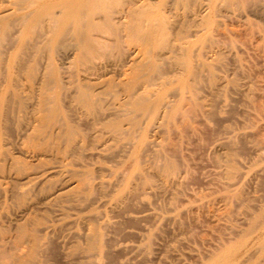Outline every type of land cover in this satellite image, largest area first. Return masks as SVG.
Instances as JSON below:
<instances>
[{"label":"rangeland","instance_id":"rangeland-1","mask_svg":"<svg viewBox=\"0 0 264 264\" xmlns=\"http://www.w3.org/2000/svg\"><path fill=\"white\" fill-rule=\"evenodd\" d=\"M143 1L125 27L130 0L103 7L115 26L99 9L90 52L62 31L45 51L32 46L36 22L1 47L0 264H215L229 253L225 264H264V0ZM167 38L191 43L194 66L207 62L189 88L192 75L160 45ZM146 42L166 69L151 99L167 93L185 114L132 107L146 89ZM81 90L93 108L79 104Z\"/></svg>","mask_w":264,"mask_h":264},{"label":"bare ground","instance_id":"bare-ground-1","mask_svg":"<svg viewBox=\"0 0 264 264\" xmlns=\"http://www.w3.org/2000/svg\"><path fill=\"white\" fill-rule=\"evenodd\" d=\"M138 1V0H137ZM137 1H134V2H132L131 0H130V2H129V4H130V6L125 10H123V11H121V14H120V18H119V21H118V23H119V27H120V25L121 24H124L123 26L125 27V26H128V24L126 23V19H128L129 18V16L131 15V13L133 12L132 10L134 9V6L136 5L137 6ZM143 1V0H142ZM145 1H147V0H145ZM148 1H150V0H148ZM184 2V1H187V0H178V2ZM189 1V0H188ZM187 1V2H188ZM225 2H228L227 0H224ZM223 1V2H224ZM232 1V0H231ZM230 0H229V3H227V4H230L231 5V2ZM10 3L11 4V6H12V8H13V10H11L10 12H6V10L4 9V7H5V5H6V3ZM144 2V1H143ZM180 2V3H181ZM241 2V1H240ZM114 3H117V2H114ZM140 3V2H139ZM142 3V2H141ZM140 3V4H141ZM146 3V2H145ZM9 4V5H10ZM108 4H111L110 3V0H0V40H3L2 41V43L0 44V55L2 56V53H3V51H6L7 50V48H8V46H11L12 44L14 45V43H16L15 41H16V38H19V36H20V33H22L21 35H23V32L22 31H24V29H27L28 28V26L33 22V23H35L36 25L37 24H39V26H40V30H38L39 31V38H38V40H37V42L35 43V44H31L32 46H38V47H42L43 49H44V51H45V49L48 47V41L50 40L49 39V35L50 34H52V33H56L57 34V32H60V31H62V33H64V34H61V33H59V35L61 34L62 36L63 35H65V36H67L68 38H70V40L72 41H75V45H76V48H78L79 50H81L83 47H85L86 48V50H87V52H90V50L89 49H91V48H93L94 49V47H95V45H96V42H97V40L95 39L96 37H95V34H96V31H98L99 30V25H98V22L99 21H97V19H96V14L98 15V13H100L99 12V9H101L102 8V10H103V7L105 6V7H107L106 9L107 10H109L108 9ZM127 4H128V2H127ZM149 4V3H148ZM208 4V3H207ZM243 4V3H242ZM254 4V3H253ZM154 5V4H153ZM164 5V4H163ZM187 5V4H186ZM215 5V4H214ZM143 6V5H142ZM141 6V7H142ZM147 6V5H146ZM150 6V5H149ZM174 6H176V5H174ZM210 6V5H209ZM226 6V5H225ZM239 6V5H238ZM8 7V6H7ZM7 7H6V9H7ZM10 7V6H9ZM138 7V6H137ZM106 9H104L103 11H104V16L105 17H102V18H105V20L107 19L108 21L107 22H110V23H112L113 21H115L114 20V17H113V13H111V12H106L107 10ZM121 9V8H120ZM8 10V9H7ZM10 10V9H9ZM122 10V9H121ZM113 11V10H112ZM137 11V10H136ZM235 11V10H234ZM114 12V11H113ZM101 14V13H100ZM99 14V15H100ZM98 15V16H99ZM102 15V14H101ZM133 15V14H132ZM153 15H155V14H153ZM166 15V14H165ZM151 16V15H150ZM131 17H133V16H131ZM148 17V16H147ZM116 19V18H115ZM130 20V19H129ZM140 20V19H139ZM147 20V19H146ZM101 21V20H100ZM103 21V20H102ZM159 21V20H158ZM146 22V21H145ZM151 22V21H150ZM32 23V24H33ZM100 23V22H99ZM64 24V25H63ZM167 24V23H166ZM34 25V24H33ZM112 25H113V23H112ZM129 25H130V23H129ZM61 26H63V28L61 29ZM113 26H115V25H113ZM112 26V27H113ZM132 26V25H131ZM142 26V25H141ZM153 26V25H152ZM169 26V25H168ZM118 27V28H119ZM122 27V26H121ZM36 28V27H35ZM129 28V27H128ZM132 28H135V27H132ZM131 28V29H132ZM137 28V27H136ZM136 28H135V31H136ZM120 29V28H119ZM138 29V28H137ZM161 29H163V28H161ZM179 29V28H178ZM36 30H37V28H36ZM123 30H125V29H123ZM139 30H140V28H139ZM155 30V29H154ZM153 30V31H154ZM204 30V29H203ZM118 31V30H117ZM134 31V30H133ZM151 31H152V29H151ZM26 32V31H25ZM108 33V32H107ZM152 33V32H151ZM154 34H155V32H153ZM204 33V32H203ZM36 34H37V32H36ZM148 34H150V32L148 33ZM164 34V33H163ZM166 34V33H165ZM165 34H164V36H165ZM180 34V33H179ZM184 34V33H183ZM114 35V34H113ZM137 35V34H136ZM178 35V34H177ZM176 35V36H177ZM58 36V35H57ZM141 36V35H140ZM144 36V38L145 39H149L150 37H149V35H143ZM143 36H142V38H143ZM151 36V35H150ZM176 36H175V38H176ZM180 36H182L183 37V35H179V36H177V38L179 37V39L177 40V41H179L180 40ZM55 37H56V35H55ZM152 38L154 37V36H151ZM161 37H163V35H161ZM167 37V36H166ZM181 37V38H182ZM20 38H21V36H20ZM54 38V37H53ZM117 38V37H116ZM151 38V39H152ZM163 38H165V37H163ZM176 38V39H177ZM201 38V37H200ZM160 39H162V38H160ZM174 39V38H173ZM183 39H185V37H183ZM4 40H7L6 42H4ZM23 40V39H22ZM21 40V41H22ZM26 40V39H25ZM54 40H55V38H54ZM150 40V39H149ZM182 40V39H181ZM202 40V39H201ZM18 41H20V40H18ZM17 41V42H18ZM20 41V42H21ZM30 41V40H29ZM28 41V42H29ZM141 41V40H140ZM176 41V40H175ZM185 41V40H184ZM4 42V43H3ZM27 42V43H28ZM51 42H52V40H51ZM152 42V41H151ZM153 44H154V42H152ZM210 43V42H209ZM22 45L24 44L25 45V43H21ZM190 44L191 43H189V42H174V41H172V40H170V39H164L163 41H162V43L160 44L162 47H164V48H167L168 49V51H169V53L171 54V57L175 54V56H173V58L175 57V63L177 64V65H179V66H183V68L187 71V74L190 76V75H192V77H193V80H192V82H190V80H188L189 78H182L183 80H182V84H183V86L186 88V87H188L189 88V86H191V84H193V81H195L196 82V80L197 79H199L201 76H200V72L198 71V69H201L202 70V68H207L208 69V66H207V62L205 61V60H203V61H201V63L199 62V67H196V66H194L193 65V62H192V57H190V54H189V56H188V54L186 53V52H189V47H190ZM23 45V46H24ZM26 45H28V44H26ZM41 45V46H40ZM99 45V44H98ZM151 45V43L150 42H146L145 44H144V46L147 48L148 46H150ZM73 46V45H72ZM152 46V45H151ZM155 46V45H154ZM153 46V47H154ZM211 46V45H210ZM1 47L3 48V49H5L6 48V50H2L1 49ZM21 47V46H20ZM26 47V46H25ZM99 47V46H98ZM160 47V46H159ZM42 48H40V52H42L41 50H42ZM145 48V50H143L144 52H145V54L146 55H148L149 56V60L146 62V63H142V65L141 66H139V67H141L140 69H144L145 70V73L144 72H142V74L144 73V81H145V83H146V85H145V83H144V85L143 86H146L145 88V90H144V88H142L143 90H144V92L142 91H140V94H138V95H136L135 93H132L131 94V99H132V101H130V102H132L131 104L133 105L132 107H136V108H139L140 110H143V111H148V110H150V111H152L151 109H153L154 107H156V105H158V104H160L159 105V107H157L156 109H158L159 108V110H160V106H162V107H164V108H168V109H174V113H178V112H182V114L184 113L185 114V112L183 111L184 109H183V106L181 107L180 106V103L179 102H177L179 105H175L174 103H175V101H174V103H172L171 101H170V98H169V100H168V98H165V95L167 94H165V95H163V93L161 94V95H163V96H161L160 98H159V95H157L156 94V96H158L157 97V99L159 98V101H157V99H156V101H154V100H152L151 99V96H152V94H154V93H151L150 91H148L147 90V88H149L150 86H152V85H154V84H156V82L158 81H164L166 78H165V72H166V69L164 70V65L163 64H161V63H159L157 60H156V56L154 55V53H152L151 51H149V47L146 49ZM161 48V47H160ZM11 50H12V48H11ZM89 50V51H88ZM178 50H182L181 52H179ZM49 51V50H48ZM167 51V50H166ZM184 51H185V53H186V55H185V59H182L181 58V56L179 57V55H177V54H180V53H183V55H184ZM13 52V51H12ZM11 52V53H12ZM50 52V51H49ZM76 52V51H75ZM82 51H79V53H81ZM86 52V51H85ZM179 52V53H178ZM5 53V52H4ZM43 53V52H42ZM41 53V54H42ZM77 53V52H76ZM141 53H142V51H141ZM167 53V52H166ZM8 54V53H7ZM91 54V53H90ZM95 54V53H94ZM166 55V54H165ZM81 56V55H80ZM89 56V55H88ZM97 56V55H96ZM145 56V55H144ZM158 56V55H157ZM167 56V55H166ZM170 56V55H169ZM202 56V55H201ZM206 56H207V54H206ZM91 57V56H90ZM94 57V56H93ZM161 57V56H160ZM205 57V56H204ZM88 58V57H87ZM1 59V58H0ZM98 59V58H97ZM165 59V58H164ZM11 60V59H10ZM50 60V59H49ZM86 60V59H85ZM172 60V59H171ZM202 60V59H201ZM210 60V59H209ZM78 61V60H77ZM173 61V60H172ZM13 62V61H12ZM12 62H11V64H12ZM164 62H165V60H164ZM14 63H15V61H14ZM94 63V62H93ZM212 63V62H211ZM210 63V64H211ZM90 64V63H89ZM165 64V63H164ZM137 65V64H136ZM212 65H213V63H212ZM132 66V65H131ZM207 66V67H206ZM8 67V66H7ZM212 68V67H211ZM85 69V68H84ZM182 69V68H181ZM180 69V70H181ZM8 70V69H7ZM135 70V69H134ZM144 70H142V71H144ZM177 70V69H176ZM183 70V69H182ZM165 71V72H164ZM211 71V70H210ZM87 72V71H86ZM132 72V71H131ZM141 72V71H140ZM202 72V71H201ZM178 73V72H177ZM213 73V72H212ZM169 74V73H168ZM213 75V74H212ZM137 76V75H136ZM168 76V75H167ZM182 76V75H181ZM185 76V75H184ZM204 76V75H203ZM185 77H187V75L185 76ZM204 77H206V76H204ZM136 78H138V77H136ZM143 78H142V80H143ZM167 78H169V77H167ZM180 78V77H179ZM5 79V78H4ZM10 79V78H9ZM139 79H140V76H139ZM173 79H174V77H173ZM15 80V79H14ZM109 80V79H108ZM138 80V79H137ZM141 80V79H140ZM139 80V81H140ZM143 81V82H144ZM173 81V80H172ZM15 82V81H14ZM60 82V81H59ZM121 82V81H120ZM130 82H132V81H130ZM135 82L137 83V81L135 80ZM135 82H134V84H135ZM194 82V83H195ZM198 82V81H197ZM203 82V81H202ZM213 82H214V80H213ZM45 83V82H44ZM133 83V82H132ZM141 83H142V81H141ZM141 83H139V84H141ZM168 83V82H167ZM4 84V83H3ZM111 84V83H110ZM166 84V83H165ZM176 84V83H175ZM7 85V84H6ZM127 85V84H126ZM142 85V84H141ZM158 85V84H157ZM163 85V84H162ZM161 85V86H162ZM136 86V85H135ZM165 86V85H164ZM81 87V86H80ZM108 87V86H107ZM154 87V86H153ZM153 87H151V89L153 90L154 88ZM184 87H183V89H184ZM52 88V87H51ZM76 88V87H75ZM85 88V87H84ZM181 88V87H180ZM180 88H179V90L178 91H180L181 92V90H180ZM135 89V88H134ZM50 91V90H49ZM52 91V90H51ZM87 91V90H86ZM86 91H83V90H81L80 92H79V94H78V97H77V101L79 102V104H81V106H83V105H85L84 107H86V106H88V107H90V108H93V106L91 107V105H94V102H95V99H93V97H91V94L90 93H88V92H86ZM109 91V90H108ZM156 91V90H155ZM165 91V90H164ZM127 92V91H126ZM138 92V91H137ZM176 92V91H175ZM196 92V91H195ZM14 93V92H13ZM17 93V92H16ZM78 93V92H77ZM129 93H131V92H129ZM43 94H44V92H43ZM160 94V93H159ZM182 94H183V96H184V93H182L181 92V94L179 95V98H180V100H182L184 97L182 96ZM198 94V93H197ZM47 95H48V93H47ZM193 95V94H192ZM194 95H196V94H194ZM118 96V95H117ZM130 96V95H129ZM183 98H182V97ZM45 97V96H44ZM51 97V96H50ZM53 97V96H52ZM59 97V96H58ZM102 97H104V96H102ZM115 97V96H114ZM153 97V96H152ZM168 97V96H167ZM46 98V97H45ZM56 98H57V96H56ZM118 98V97H117ZM182 98V99H181ZM195 98H197V97H195ZM54 99V98H53ZM154 99V98H153ZM189 99V98H188ZM192 99V98H191ZM52 100V99H51ZM97 100V99H96ZM119 100V99H118ZM179 100V101H180ZM201 100V99H200ZM45 101H46V99H45ZM44 100L41 102V104L43 105V109H42V106H41V109L43 110V111H51V108H49L48 107V105L46 104V102H45ZM54 101V100H53ZM125 101V100H124ZM162 102V101H164V102H162V103H159V102ZM99 102V101H98ZM180 102H182V101H180ZM191 102V101H190ZM194 102V101H193ZM2 103V102H1ZM96 104H97V102H95ZM119 103V102H118ZM195 103V102H194ZM49 104V103H48ZM162 104V105H161ZM182 104V103H181ZM204 104V103H203ZM50 105V104H49ZM121 105V104H120ZM45 106V107H44ZM51 106V105H50ZM80 106V105H79ZM95 106V105H94ZM197 106V105H196ZM129 107V106H128ZM131 107V106H130ZM184 107H185V105H184ZM191 107V106H190ZM95 108V107H94ZM97 108V107H96ZM52 109H53V107H52ZM162 109V108H161ZM164 110L165 111V113L166 114H168L169 113V110ZM0 110H1V107H0ZM54 110V109H53ZM89 109H87V111H88ZM92 110V109H91ZM130 110V109H129ZM186 110V109H185ZM189 110V109H188ZM198 110V109H197ZM49 111V112H50ZM93 111V110H92ZM149 111V112H150ZM161 111V110H160ZM164 111H162V112H164ZM176 111V112H175ZM1 112V111H0ZM56 112V111H55ZM133 112V111H132ZM148 112V113H149ZM156 112V111H155ZM51 113H53L52 111H51ZM66 113V112H65ZM174 113H173V115H174ZM187 113V112H186ZM190 113V112H189ZM54 114V113H53ZM59 114V113H58ZM160 114V113H159ZM164 114V113H163ZM162 114V115H163ZM172 114V113H171ZM170 114V115H171ZM134 115V114H133ZM169 115V114H168ZM175 115H177V114H175ZM174 115V116H175ZM191 115V114H190ZM47 116H48V114H47ZM174 116H172V117H174ZM46 117V116H45ZM58 117H61V116H58ZM110 117V116H109ZM166 117V116H165ZM195 117V116H194ZM102 118V117H101ZM168 118V117H167ZM171 118V117H170ZM170 118H168V119H170ZM188 118V117H187ZM190 118V117H189ZM88 120V119H87ZM140 120V119H139ZM186 120V119H185ZM63 121V120H62ZM93 121V120H92ZM169 121V120H168ZM64 122V121H63ZM114 122V121H113ZM67 123V122H66ZM94 125V124H93ZM153 125H155V124H153ZM167 125V124H166ZM54 126V125H53ZM115 126V125H114ZM114 126H112V127H114ZM168 126H170V125H168ZM67 127V126H66ZM69 127V126H68ZM115 128V127H114ZM113 128V129H114ZM65 129H67V128H65ZM120 130V126H119V128H117L116 127V130ZM160 129V128H159ZM68 141H73V139H74V137L76 136V134H77V131H76V129H74V128H72V126L71 127H69L68 129ZM111 130V129H110ZM122 130V129H121ZM163 130V129H162ZM169 131H170V129H169ZM107 132V131H106ZM108 132H110V131H108ZM40 133V132H39ZM144 133H146V132H144ZM143 133V134H144ZM36 134V133H35ZM133 135V134H132ZM119 136V135H118ZM126 137V136H125ZM76 138V137H75ZM119 138H121V137H119ZM124 138V137H123ZM132 138V137H131ZM146 138V137H145ZM52 139V138H51ZM150 140V139H149ZM226 140V139H225ZM146 141V140H145ZM145 141H142V142H145ZM148 141V140H147ZM151 141V140H150ZM141 142V143H142ZM149 142V141H148ZM225 142V141H224ZM151 143V142H150ZM132 144V143H131ZM149 144V143H148ZM147 144V145H148ZM146 146V145H145ZM139 149V148H138ZM139 155V154H138ZM145 156V155H144ZM158 162V161H157ZM166 162V161H165ZM167 164H168V168H167V170H170V171H174L175 170V166H176V163L175 164H173V162H167ZM167 167V166H166ZM58 168V167H57ZM176 171V170H175ZM167 173H168V171H167ZM125 174V173H124ZM135 174H137V173H135ZM144 174V173H143ZM140 175V174H139ZM37 176V175H36ZM133 176V175H132ZM132 178V177H131ZM144 178V177H143ZM143 181V180H142ZM143 183V182H142ZM127 184V183H126ZM33 185V184H32ZM144 185V184H143ZM145 186V185H144ZM129 188V187H128ZM131 188V187H130ZM144 188V187H143ZM150 188V187H149ZM90 189V188H89ZM122 190V189H121ZM126 191V190H125ZM122 193V192H121ZM127 193V192H126ZM133 194V193H132ZM122 195V194H121ZM147 201V200H146ZM151 206V205H150ZM177 214V213H176ZM255 223V222H254ZM108 225V224H107ZM112 225V224H111ZM36 232V231H35ZM30 235L32 236V238H33V241H35L36 239H37V236H36V233H34V232H30ZM95 235V234H94ZM93 235V236H94ZM30 236V237H31ZM88 236V235H87ZM90 236V235H89ZM23 236H21V238H22ZM29 237V238H30ZM94 238V237H93ZM35 239V240H34ZM91 240V239H90ZM102 242V241H101ZM91 243H93V246H98V244H100L99 242H98V240H94V242L92 241ZM240 244V243H239ZM236 245V244H235ZM15 246V245H14ZM38 245L35 243L34 244V246H33V248H32V257L35 255V252H36V250H38ZM126 247V246H125ZM95 248V247H94ZM97 248V247H96ZM237 249V248H236ZM29 250H30V248H29ZM97 251V250H96ZM225 251V250H224ZM226 251H228V250H226ZM225 251V252H226ZM232 251L233 250H231V257H233L232 255ZM99 252V251H98ZM38 253V252H37ZM94 254H95V252H94ZM230 254V253H229ZM226 255L224 258H223V260L221 261L220 259L218 260V262L219 263H217V262H215V264H225V262L224 261H226L227 259H229L230 258V255ZM235 254V253H234ZM248 254V253H247ZM28 255V254H27ZM29 255H30V253H29ZM220 255V254H219ZM224 255H225V253H224ZM1 256H3L4 258H5V256L6 255H3V253L2 252H0V257ZM13 256V255H12ZM221 256V255H220ZM235 256V255H234ZM16 257V256H15ZM22 257V256H21ZM219 257V256H218ZM10 258V257H9ZM12 258V257H11ZM234 258V257H233ZM13 259V258H12ZM17 259V258H16ZM19 259V258H18ZM27 259V258H26ZM215 259V258H214ZM1 260H3L2 258H1ZM15 260V259H14ZM13 260V261H14ZM232 260H234V259H232ZM18 261V260H17ZM215 261H217V259L215 260ZM221 261V262H220ZM4 263H5V261H3ZM15 262V261H14ZM229 262V264H230V260L228 261ZM227 262V263H228ZM20 263L21 264H32L33 262H32V260H31V258L29 259H27V260H23V259H21L20 260ZM35 263V262H34ZM212 264V263H211Z\"/></svg>","mask_w":264,"mask_h":264}]
</instances>
